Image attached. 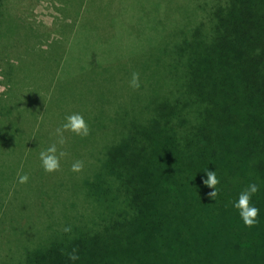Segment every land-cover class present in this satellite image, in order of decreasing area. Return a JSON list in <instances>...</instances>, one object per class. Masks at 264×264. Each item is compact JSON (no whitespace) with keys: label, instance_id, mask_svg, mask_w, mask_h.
<instances>
[{"label":"trees","instance_id":"1","mask_svg":"<svg viewBox=\"0 0 264 264\" xmlns=\"http://www.w3.org/2000/svg\"><path fill=\"white\" fill-rule=\"evenodd\" d=\"M21 1L0 0V42L7 36L2 30L9 36L11 23L20 24L30 39L25 49L39 81L18 84L21 66L15 61L21 63L23 53L10 55L6 64L1 53L6 48L10 54L14 46L0 47L7 84L0 103L17 97L18 89L35 105L24 124L33 122L38 131L58 100L67 101L70 110L53 125L55 134L39 135L36 143L27 135L29 143L9 148L8 159L23 165L26 174V163L57 142L56 130L75 113L87 117V138L98 146L88 148L83 141L80 150L69 147L74 136L64 133L58 154L65 152L68 163L77 153L83 168L78 173L64 169V176L41 174L40 206L30 194L14 207L35 214V234L0 249V264H72L73 249L79 256L75 264H264V0H211L207 12L189 24V37L168 38L150 95L141 98L126 97L125 79L111 78L108 86L107 76L83 87L74 85L77 76L69 85H58L71 62L72 71L84 68L75 37L79 13L60 27L68 34L65 42L39 50L40 25L29 21ZM98 57L96 52L89 57L97 69L107 63L95 61ZM96 92L98 102L82 103V96ZM207 169L220 181L216 197H209L213 189L202 183ZM251 182L260 185L252 201L260 214L248 228L231 202ZM14 192V176L8 177L0 186V237L14 228L7 214ZM36 207L45 210L40 212L45 226ZM4 219L7 226L1 228Z\"/></svg>","mask_w":264,"mask_h":264},{"label":"rangeland","instance_id":"2","mask_svg":"<svg viewBox=\"0 0 264 264\" xmlns=\"http://www.w3.org/2000/svg\"><path fill=\"white\" fill-rule=\"evenodd\" d=\"M93 2L94 0H89V4L82 3V0H23L18 5L26 10L29 21L40 25L39 31H36L40 35L41 40L36 42L39 50L47 49L52 42L53 46L65 42V36H68V34L62 35L60 27L64 24L67 27V24L74 22L73 16L76 15L74 12L78 11L79 15L77 17L80 20L78 19L77 21L80 27L75 37L79 43L80 53L85 57L84 63H81L84 68L82 70L75 68L72 71L74 62H71L66 69V73L64 72L61 76L62 79L58 85H69L70 81L76 76L79 80H76L74 85L78 87L86 86L87 82L97 77L102 80L104 76L108 77L106 83L103 81L108 86L113 85L111 78L125 79L129 84L131 76L135 72L139 74L140 78V87L137 88L139 92L128 85L126 97L131 94L136 96V98L137 96L141 98V96L150 95L152 81L157 76L158 64L156 63L165 57L168 38L175 40L189 37L191 33V25L189 24L197 20L200 13L207 12L206 5L211 0H98V4L95 0L96 7H94ZM187 25L189 26L186 27ZM52 26L53 29L49 31L48 29L52 28ZM9 29V36L8 29L2 30V33L7 36L2 38L0 47L3 48V46L11 44L14 48L10 54H7V49L4 48L5 51L1 54L6 58H3V61L7 64L9 61L7 59L10 55L23 53L21 54V63H17L18 60L15 61L16 64L21 66L20 71L16 74H21L18 84L26 80L39 81L37 65L31 64L27 57L28 52L25 47H28L26 41H30V39L26 37L25 29L14 21ZM94 52L99 54L95 61L106 60L107 62L102 63L99 69H97L99 65L94 67V64H90L89 57ZM70 53L71 55L75 54L72 50ZM125 57L127 58L125 59ZM116 59H119V61H116ZM32 61L37 60L33 58ZM118 73L123 77H120ZM27 74L28 78L26 79ZM93 85L95 87L100 86V84ZM6 89L7 84L0 72V92ZM16 93L17 97L10 96L11 98L5 102L6 104L0 103V186L3 187L4 181H7L8 177L14 176V193L17 194V196H14L15 199L7 212V214L12 216L9 217V221L14 228L6 231L0 237V249L15 246V240L35 234L33 229L36 225L35 214L27 208L15 210L14 207L18 208L21 199L25 196L29 197L30 194H33L37 201L36 204L40 206L39 201L41 194H43L41 192V176L45 173L39 157L35 158L32 155L33 159L26 163V174L29 179L27 183H19V177L25 175L21 171V166L23 165L8 159V149L23 148L25 143H29L27 135L31 136L32 143H36L39 140V135L48 139L55 134L51 131L53 125L68 114L70 110L67 101L58 100L56 110L50 113L49 120L38 131V127L37 129L34 128L33 122L28 123V125L24 124V121L28 119L27 115L35 109V105L30 98H24L18 89ZM98 99V92L89 98L87 96L81 97L82 103H96ZM106 100H109V96ZM107 114L112 113L107 110ZM86 119L87 117H85ZM73 136L74 139H71L66 144L69 147L74 146L80 150L82 149L83 141L88 148L98 146V142L88 139V136L84 138L74 134ZM32 148L37 150L38 146H33ZM76 155L78 154L76 153ZM76 155L68 158V163L67 157L61 158V163L64 165L60 163V168L57 172L63 175L64 169L71 170L72 164L76 161ZM46 174L50 175L47 172ZM38 178H41L39 182ZM47 179L49 180V176ZM60 180H63V178ZM9 191L11 193V189ZM37 209L40 210L38 211L40 215L39 222L41 226H45L46 222L42 213H40L45 210L41 209V207H36L34 210L37 211ZM3 221L1 228L7 226L5 219Z\"/></svg>","mask_w":264,"mask_h":264},{"label":"clouds","instance_id":"3","mask_svg":"<svg viewBox=\"0 0 264 264\" xmlns=\"http://www.w3.org/2000/svg\"><path fill=\"white\" fill-rule=\"evenodd\" d=\"M129 86L133 89L140 87V78L138 73H133L129 81ZM69 132L81 138L87 137L89 135L90 129L88 123L85 121L82 115L75 113L69 115L65 118L61 127L56 130V136L58 137L57 142L52 143L49 147L39 153V159L41 161V166L47 173H52L60 168V159L66 155L65 152L60 151L58 154L57 144H64V133ZM83 168L82 161H75L72 164L71 171L78 173ZM206 179H203L202 183L208 188L213 189L209 193V197H216L218 195V190L216 186L220 183L216 171H205ZM29 177L27 174L21 175L19 177V183H27ZM260 191V185L256 182H251L247 185L245 189L239 192L237 198L231 202L232 208L237 211L240 220L245 227L251 228L258 223V217L260 214V209L253 204V197ZM65 232H70L71 228L66 227ZM68 259L75 264L79 260V256L76 254V250L68 255Z\"/></svg>","mask_w":264,"mask_h":264}]
</instances>
